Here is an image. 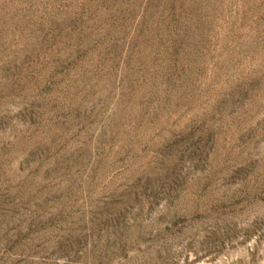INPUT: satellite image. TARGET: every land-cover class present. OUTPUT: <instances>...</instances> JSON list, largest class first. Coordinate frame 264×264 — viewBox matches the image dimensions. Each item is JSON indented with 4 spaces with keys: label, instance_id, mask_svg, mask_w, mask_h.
<instances>
[{
    "label": "rangeland",
    "instance_id": "374dc122",
    "mask_svg": "<svg viewBox=\"0 0 264 264\" xmlns=\"http://www.w3.org/2000/svg\"><path fill=\"white\" fill-rule=\"evenodd\" d=\"M0 264H264V0H0Z\"/></svg>",
    "mask_w": 264,
    "mask_h": 264
}]
</instances>
